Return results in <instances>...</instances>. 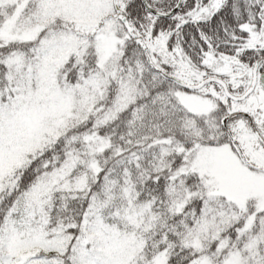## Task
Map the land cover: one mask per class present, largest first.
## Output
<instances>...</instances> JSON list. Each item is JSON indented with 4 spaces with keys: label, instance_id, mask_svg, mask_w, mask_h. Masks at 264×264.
<instances>
[{
    "label": "snow or ice",
    "instance_id": "obj_1",
    "mask_svg": "<svg viewBox=\"0 0 264 264\" xmlns=\"http://www.w3.org/2000/svg\"><path fill=\"white\" fill-rule=\"evenodd\" d=\"M0 264H264V0H0Z\"/></svg>",
    "mask_w": 264,
    "mask_h": 264
}]
</instances>
